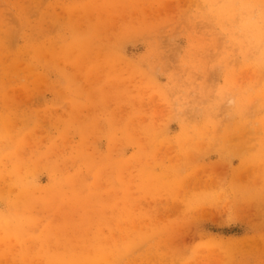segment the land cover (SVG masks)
Instances as JSON below:
<instances>
[{"label":"rangeland","instance_id":"374dc122","mask_svg":"<svg viewBox=\"0 0 264 264\" xmlns=\"http://www.w3.org/2000/svg\"><path fill=\"white\" fill-rule=\"evenodd\" d=\"M0 264H264V0H0Z\"/></svg>","mask_w":264,"mask_h":264}]
</instances>
